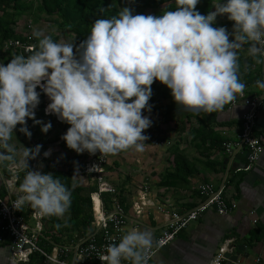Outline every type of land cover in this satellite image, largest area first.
Here are the masks:
<instances>
[{"label":"clouds","instance_id":"1","mask_svg":"<svg viewBox=\"0 0 264 264\" xmlns=\"http://www.w3.org/2000/svg\"><path fill=\"white\" fill-rule=\"evenodd\" d=\"M199 2L175 0L176 7L160 15L125 6L110 17L98 16L79 44L58 42L34 28L35 50L0 62V162L20 155L27 169L15 188V208L27 204L42 215L63 216L72 204L65 183L51 172L30 169L28 161L42 145L17 149L10 143L18 124L32 136L28 118L45 133L51 129V121L36 119L41 91L50 100L46 113L70 125L62 135L69 148L107 155L144 150V130L153 121L143 110L151 111L155 80L171 90L176 105L209 114L246 88L239 50L247 44L248 55L264 63V0H216L207 14L197 10ZM221 15L234 22L232 32L215 26ZM255 83L264 89V80ZM152 247V232L134 227L105 245L99 258L105 264H148Z\"/></svg>","mask_w":264,"mask_h":264},{"label":"crops","instance_id":"2","mask_svg":"<svg viewBox=\"0 0 264 264\" xmlns=\"http://www.w3.org/2000/svg\"><path fill=\"white\" fill-rule=\"evenodd\" d=\"M233 24L229 27L230 30L228 28L229 32H232ZM232 38L234 37H230ZM244 47L242 49L245 51L246 69L249 72L245 76L246 88L242 92L247 96H253L260 91V88L254 84L259 75L260 64L248 55V45L245 44ZM177 106L183 109L176 115V120L162 124L158 131L160 136L167 137L165 142H146L143 151L130 148L118 154H110L112 162L107 164L110 168L106 171V179L115 187L113 203H119V197L124 201L121 207L127 217L126 224H129L125 232L134 227L149 230L154 240L172 211L190 209L199 202L200 196L196 191L198 185L212 183L220 187L224 182V196L231 205L229 212L221 215L215 209H207L180 231L173 241L157 251L150 264H211L215 250L222 244H226L227 251L237 256V262L225 259L223 264H264V143L259 158L246 170L245 149L241 148L237 151L236 148L232 158L224 148L209 146V139L202 146L196 140L197 134L189 133L190 127L198 126L196 121L198 116H190L188 120L187 113L188 115L190 113L185 111L186 107ZM246 111L247 106L243 101H238L234 105L226 104L223 109L215 112V122L211 127L225 140L224 143L234 146L238 142L242 117ZM257 119L261 122L260 129L264 128V108L258 111ZM185 120L183 127L181 123ZM181 126L185 128L183 132L180 131ZM175 145H178L193 167V174L186 181L168 176L174 173L172 149ZM186 145L191 149L190 154L189 150L186 151ZM216 145L218 146L217 143ZM83 153L77 165L90 161L94 156L93 154L89 157ZM10 162L4 161L1 166L3 173L0 175V197L2 198L16 196L15 188L21 182L20 174L13 176L6 171L5 166ZM42 165L43 163H39L36 156L29 167L42 172ZM108 174L115 176L114 184L109 180ZM17 177L19 179H16ZM79 177L85 178L88 185H83L80 179L76 178L77 184L92 186L88 176ZM166 181L169 184L165 183ZM135 204L143 205L139 212H136ZM59 217L62 220L66 215ZM42 220L44 233L47 235L52 231L48 215ZM4 226V221L0 217V264H53L36 254L27 262L18 261L12 253L10 238ZM231 241L245 246L247 254L231 246Z\"/></svg>","mask_w":264,"mask_h":264},{"label":"built area","instance_id":"3","mask_svg":"<svg viewBox=\"0 0 264 264\" xmlns=\"http://www.w3.org/2000/svg\"><path fill=\"white\" fill-rule=\"evenodd\" d=\"M14 43L15 48H23L26 53L33 49V43L23 45L17 40ZM259 64V75L256 80H264V63ZM238 101H243L247 106V111L242 117L241 133L238 142L234 146L226 143L224 150L233 158L236 148L237 151L241 148L245 149L247 153L245 169L248 170L259 158L264 143V128H257V113L264 108V89H260L253 96L239 92L230 105H234ZM43 157L48 158L49 155L43 154ZM107 164L108 154L104 155L98 151L90 161L82 162L74 167V177L88 176L96 189L89 193L93 211V220L89 230L84 235H79L74 231L69 240L57 242L46 235L42 220L45 215L40 214L27 204L21 209L15 208L13 202L17 195L8 198L0 197V217L4 221L5 231L10 238L12 253L18 261L27 262L32 255L36 254L53 264H105L99 255L106 251L105 245L119 241V238L125 233L124 227L127 221L125 212L119 203H113L112 208L107 209L103 201L102 193L114 194L116 192L115 187L106 179L105 166ZM1 166L2 162H0V175L3 173ZM5 168L13 176L24 170V166H18L13 161ZM223 187L224 182L220 187H216L212 183H201L196 187L200 200L194 207L170 213L166 224L154 238L153 247L147 253L148 264L157 251L173 241L180 231L207 209H215L221 215L229 212L231 205L224 196ZM95 197L98 198L97 202ZM135 205L136 212H139L143 205ZM226 251V244L218 247L211 264H223ZM123 264H130V262L124 261Z\"/></svg>","mask_w":264,"mask_h":264},{"label":"trees","instance_id":"4","mask_svg":"<svg viewBox=\"0 0 264 264\" xmlns=\"http://www.w3.org/2000/svg\"><path fill=\"white\" fill-rule=\"evenodd\" d=\"M215 0H200L197 4V10L202 14H207L212 8ZM148 4L151 7L163 6V10H170L176 7L175 0H148ZM31 6L26 4L24 0H0V47L2 48L5 43L9 41H19L23 45L28 43H36L33 33H27L21 28L16 27L19 17L29 13ZM36 11L38 14L43 15L47 22L44 26L52 27L56 26L62 32L71 35V42L79 44V42L89 34L92 22L98 16H111L117 14L120 10L114 6H109L106 0H37ZM215 21V26H226L227 29L234 23L227 19L226 21ZM14 27H16L14 29ZM54 40L57 37H52ZM37 44L33 45V49L26 53L23 48H16L13 52L12 47H7L5 52V64H7L13 54L30 55ZM245 48V47H244ZM244 50L239 51L240 62V78L245 82V76L248 74L244 62ZM153 95L149 100V104L152 105L151 111L147 109L143 110V114L149 116L153 121L152 125L144 130V133L148 136L146 142L161 143L167 140V137L160 136L158 131L160 126L164 123L176 120V115L183 107H178L174 98L171 95V90L159 80H155L152 84ZM44 96L41 93V102L35 109L36 119H42L45 117L43 113V107L45 104ZM167 101V102H165ZM187 119L190 120V116H198L196 119L198 126H192L189 128V133L197 134L196 140L200 142L202 146L209 139V146L214 148H224V139L217 135L211 127V124L215 122V112L213 113H201L202 111L186 108ZM47 122L51 121L57 123L54 115H47ZM186 119V120H187ZM186 120L181 123L184 127ZM63 122V121H61ZM181 126L180 131L183 132L185 128ZM27 127L32 132L38 129V124L34 123L32 118L27 119ZM51 130V129H50ZM49 130V131H50ZM24 134V133H23ZM25 135V134H24ZM26 136V135H25ZM33 136V135H32ZM145 142V143H146ZM218 144V146L216 145ZM174 155V173L168 174L173 176L176 180H187L193 174L192 164L180 151L178 145L173 147ZM29 166L32 165L33 159L28 161ZM77 165L76 158L65 156L62 161H45L42 165V173L51 172L55 177L59 178L65 183L72 191V204L70 209L64 214L65 218L62 220L59 216L48 215V222L52 231L47 235L54 241L60 242L65 239H71L74 231L79 235H84L90 228V223L93 220L92 202L89 193L93 192L95 186H82L75 182L73 169ZM26 168L20 173V181H22ZM169 178V177H168ZM165 183H168L166 181ZM169 184V183H168ZM113 194L102 193L103 201L110 209L113 204ZM119 203L123 206V200L119 197ZM123 208V207H122ZM49 227V228H50Z\"/></svg>","mask_w":264,"mask_h":264},{"label":"rangeland","instance_id":"5","mask_svg":"<svg viewBox=\"0 0 264 264\" xmlns=\"http://www.w3.org/2000/svg\"><path fill=\"white\" fill-rule=\"evenodd\" d=\"M106 1H107L109 6H114V7L118 8L119 10H121L125 6L131 7L135 13L160 15L164 11L162 8L163 6H160V7L149 6L150 4H148V0H106ZM24 2L31 6V10L29 13H26V14L22 15L21 17H19V20L17 22L18 24H16V27L21 28L23 31H25L27 33H30V32L33 33L34 28H40V29H43L46 34H49L52 37H54V36L57 37L56 41H58V42H71V35H68V34L62 32L56 26H52V27L44 26L49 21H47L45 19V17H43V15H40L37 13V11H36L37 0H24ZM212 8L214 9V6H212ZM217 19H218L217 21H223L224 22L227 19V15H221V16L217 17ZM16 27H14V29ZM229 30H230V28H229ZM35 41H36V43H34L33 45L38 44V40L36 37H35ZM5 44L6 45H4L2 48L0 47V62L5 61L4 55H5V52L7 50L6 49L7 47H12L13 52L16 49L14 47L15 43L12 41H9ZM37 90L41 91L39 88ZM41 93L44 96L43 101L47 104H45L43 107V113H44L45 117L40 119V120H42L44 123H47V117L46 116L47 115H55V114L46 113L45 109H46L48 103H50V100L45 93H43L42 91H41ZM55 119H56L57 123L54 122L52 124L50 131H48L47 133L43 132L42 126L40 124H38V129L33 131V134H32L33 136H31L30 138L28 136L23 135V133H21L19 131V128L21 127V125L18 124L16 129L14 130L15 132H13V134H12V138L10 140V143L13 146H15L17 149H23L24 146L32 148L37 144L42 145L41 151H40L39 155H37V159H38L39 163H41V164L45 163V161H53V162L54 161H60L61 162L65 156H70V157L76 158V160L78 161V159H80L82 157L81 156L82 153H78L75 150L69 148L66 144V141L62 139V135L67 131V129H68V127H70V125L67 124L66 122H61V120L58 119L57 116ZM186 148H187L186 151L189 150L188 153L190 154L191 149H189L188 145H186ZM49 150H51L49 157L44 158L43 157L44 152L49 151ZM85 153L89 157L91 155H93L87 151H85ZM85 153H83V154H85ZM191 154H193V153H191ZM17 157L18 158L13 160V162H15L18 166H20V165L23 166V157L20 155H17ZM110 162H112V160H111L110 154H108V164H110ZM108 177H109V180L111 182H113V184H114L115 176L113 174H108ZM76 178L80 179L79 181L83 185H88V181L85 178H80L79 176H75V179ZM122 178L124 179V176H122ZM124 228L125 229L129 228V224H126Z\"/></svg>","mask_w":264,"mask_h":264},{"label":"water","instance_id":"6","mask_svg":"<svg viewBox=\"0 0 264 264\" xmlns=\"http://www.w3.org/2000/svg\"><path fill=\"white\" fill-rule=\"evenodd\" d=\"M244 62H245V59H244ZM260 124H261V122L257 119V128L258 129H260V127H259V126H261ZM109 168L110 167H108V165L105 166V170L106 171H108ZM230 244H231V246L236 247L238 250L243 251L245 255L247 254L245 246L238 245L236 241H231ZM229 248H230V246H229ZM224 257H225V259H227L229 261L237 262V256L236 255H232L231 251H226L225 254H224Z\"/></svg>","mask_w":264,"mask_h":264},{"label":"bare ground","instance_id":"7","mask_svg":"<svg viewBox=\"0 0 264 264\" xmlns=\"http://www.w3.org/2000/svg\"><path fill=\"white\" fill-rule=\"evenodd\" d=\"M95 201L97 202L98 201V198L95 197Z\"/></svg>","mask_w":264,"mask_h":264}]
</instances>
